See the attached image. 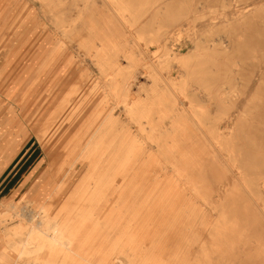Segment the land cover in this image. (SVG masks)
I'll return each mask as SVG.
<instances>
[{
    "label": "rangeland",
    "instance_id": "rangeland-1",
    "mask_svg": "<svg viewBox=\"0 0 264 264\" xmlns=\"http://www.w3.org/2000/svg\"><path fill=\"white\" fill-rule=\"evenodd\" d=\"M65 1L54 8L59 18L52 21L43 13L41 0H0V264L34 263L33 255L18 258L10 246L22 240L26 225L37 228L47 215L70 240L57 250L59 257L68 252V258L54 264H264V212L257 208H264V194L260 199L253 190L258 179L255 173L264 175V119L257 115L264 87L256 92L264 85L260 61L264 57V0H176L172 14L162 19L158 15L164 11L152 7L156 0H138L133 7L125 4L135 15L133 26L126 27L131 29V43L124 40L126 33L117 32V37L125 46L122 51L133 53L134 88L141 86L137 90L140 103L151 102L146 97L151 88L172 86L171 80L188 70L187 84L173 89L177 99L191 111L184 94L187 90L198 96L194 119L206 133L211 124L232 123L234 127L227 136L234 147L231 158L223 151L225 161L218 163L209 154L204 165L198 159L195 163L186 160L184 151L157 146L169 144L170 126L175 123L174 114L166 108L152 116L151 125L159 129L152 133L140 103L116 105L113 98L109 100L111 67L120 69L114 87L122 84L132 68L122 65L121 53L118 59L108 60L102 45L97 54L96 50L87 53L79 44L87 38L81 25L87 14L93 12L95 29L111 27L108 8L116 10L111 0L106 6L95 0L96 5L80 12L81 2L75 7ZM60 19L76 23V31L62 34ZM113 24L121 30V22ZM93 35L100 36L94 30L89 37ZM62 40L73 49L70 55L57 51ZM164 40L166 51L158 48ZM195 41L202 62L196 68L191 67L196 58L185 67L165 62L168 54H189ZM56 52V65L63 60L62 71L47 85L45 63ZM71 75L70 83L59 92L60 79ZM78 82L85 87L66 108L63 100ZM93 86H99V93L86 106L88 100H84L82 111L67 128ZM224 87L233 91L236 108L230 102L220 104L216 94ZM164 89L169 95V88ZM103 102V115L107 116L108 107L113 114L102 134L108 133L116 119L118 125L103 147L96 137L85 150L74 137ZM54 113L44 131L47 115ZM133 119L141 122L143 130ZM67 133L74 137L68 138ZM115 157L117 162L112 163ZM11 178L17 182L16 195L2 201L1 187ZM30 190L32 198L27 201L23 196ZM50 260L40 258L35 263L51 264Z\"/></svg>",
    "mask_w": 264,
    "mask_h": 264
},
{
    "label": "bare ground",
    "instance_id": "bare-ground-1",
    "mask_svg": "<svg viewBox=\"0 0 264 264\" xmlns=\"http://www.w3.org/2000/svg\"><path fill=\"white\" fill-rule=\"evenodd\" d=\"M78 1L81 2V5H80L81 8H80L79 12L81 11V9L88 11L90 6L96 5L94 3L95 0H70L68 3L73 4L76 7V6H79V4L77 3ZM137 1L138 0H111V4L115 6L116 10L114 8L113 9L108 8V10H109L108 11V17L111 18L113 23L117 20L119 22H121V25H122L121 30L116 28L115 24H113V23H112L111 27L108 24V26L99 27V28L95 29L94 28L95 23H93V21H94L93 12L90 14H87V15H89V17L83 21V24H81L82 26H84L83 29H85L87 31L86 32V34H87L86 40L84 38L83 39L84 42L79 44V46H81L84 51H87V53L88 52L91 53V52L96 50V52L98 54L99 51L101 50V45H102V47H105L106 51L108 52V53H105L106 55H108V57H107L108 60H110L109 58H111L112 56H114V58L118 59V56H120L119 54L121 53L122 65L124 63L127 66V68H129V69L132 68L131 70H129V73L127 76H123L122 84H120L118 87H114L113 83H114V80L116 78H118L117 76L120 74V69H117L114 66L111 67V70L114 73L112 75L109 74L108 75L109 77L107 78V80L109 82V86L107 88V90H108L107 95L109 96V100H111L113 98L116 101L115 102V103H117L116 105H122V104L127 105L128 102L129 103L130 102L140 103V101H141L140 99H138V97L140 95H139V92H137V90H139V88H141V86H139L137 89L134 88L136 78L134 77L135 74L133 73V70L135 67V64L133 62L134 61L133 60L134 59L133 53L127 54L126 52H123L122 47L124 48L125 46L121 45L122 40L120 41L121 38L117 37V32L118 33L122 32V34L126 33L124 35V37H127V39H124V40L127 42V44L131 43V34L129 32V30H131V29H129L130 27H128V29H126V27H127V25L133 26L132 21H134L135 15L132 12H130L132 9H130V11H129V7L131 5L136 4ZM107 2H109V1L108 0H100L99 3L106 6L108 4ZM127 2H129L130 6L125 5ZM168 2H171L170 7L168 6ZM222 2L226 3L225 0H223ZM65 3H66L65 0H41V5L44 8L43 13L45 14V16L48 19H50L52 21H54L53 19L59 18V16L54 13V8H56L57 6L62 7ZM172 4H174V5H172ZM131 7H133V6H131ZM152 7H156V11L157 10H163L164 12L158 16H160L161 19L163 17L166 18L172 14L173 8L176 7V0H156V2L154 3V5ZM195 10H198V8H196ZM58 12H59V10H58ZM215 18H217V17L215 16ZM56 22L57 21H55V23ZM61 23H62V25L60 26V28L63 27V29L61 30L62 34L68 35L69 33L76 31V27H75L76 23L74 24L73 21L68 23L67 21L61 20ZM106 23H109V22H106ZM123 23H128V24H123ZM43 25H44V22H43ZM93 30H94V33H96L97 35L100 34V36L99 35L98 36L93 35L90 38L89 36ZM101 31H102V33H101ZM110 31H113V32L110 33ZM109 34H111L112 37L109 38V36H108ZM96 39H98L99 42H96ZM165 43L166 42L164 40L163 44L158 46L159 50L166 51L168 49V46ZM97 44H98V46H97ZM71 49L69 46L66 45V42H64L62 40L60 45L58 46L57 51L59 52V51L64 50L65 54L70 55ZM120 51H122V52H120ZM58 52L52 53L50 55V57L46 60V63H45V70L46 71L45 72H47V73H45V74L47 75L46 76L47 77V85L54 79L57 72L62 71L61 67L63 64V60H60V63H58V65H56L58 58L56 59L55 57H57ZM67 55H66V59L68 58ZM193 58H196V59H195V62L191 64V67L196 68L198 65H200V63H202L201 59L199 58L197 41H195L194 50L191 51L189 54L184 55V56H180V57H177L176 55L171 57V55L168 54V55H166L165 62L166 63H172V64H173V62H176V63L184 66L183 64H188L191 61V59H193ZM263 59H264V57H262L260 59L261 63H264ZM187 74H188V70H183L179 77L171 80L172 86H164L166 88L168 87L170 90L169 95L172 97V99L170 98V100H169V95L165 91L164 87L157 88V89L154 88V90H153V88H151L152 91L149 93H146V97L149 98L151 100V102L146 103V106H143L140 103V107L144 108L143 112L149 116V117L145 116L147 118L146 122L149 126V130L152 133L155 130H159L158 127L154 126L156 124L151 125V120L153 118L152 116L154 114H158L157 116H159L163 111H165V108H166L169 112L174 114L175 123L170 126L171 134H170V136L168 135L169 144L166 145L165 144L166 142L165 143L159 142V144L157 146H159V147L160 146H162V147L171 146L173 149H175V151H184V153H186V154H183V155H185L186 160H188V161L191 160V163H195V161L198 159V163L204 165L205 157H206V155H209V154H211L214 157V159L218 161V163H222L225 161L224 160L225 155L223 154V151L228 153L227 156L229 158H231L229 156V152L233 151L234 147H233V145H230L231 142L229 140H227V136L232 134L234 127H232L230 125L232 123H227L225 125L223 124L224 126H220V124L219 125L211 124L208 126L209 130L207 133L203 131V127L197 123L198 120L196 121V119H194V117H196V118L198 117L197 112L194 109L196 106H198L197 104L199 103V101L196 102L198 96L193 94V93L190 94L191 92L190 91L188 92L187 90H186V93L184 94L185 97L188 99V102L190 105L189 107L193 108L191 110L192 111L191 112V111H188V109L186 108L183 101L177 99V97H176L177 95L173 91V89H175L177 85H179V87H180L181 84H185V85L187 84V82H186V79H187L186 75ZM261 78H263V75H261ZM71 80H72V75L67 76L64 79L63 78L60 79L58 91L59 92L62 91L66 87V85L68 83H70ZM193 83L196 84L197 82L194 80ZM84 85L78 82L77 84H75L71 88V90L68 92V95L65 96V98L63 100V103L66 104V106H67L66 108H69L73 103L76 102L77 98L80 96L83 88L85 87ZM98 87L99 86H93L86 93L85 98L83 99L81 105L76 109V111L73 112V117L70 119V123H69V126H67V128L70 127V125H71L72 121L75 119V116L77 115V113L82 111V109H83L82 104H83L84 100L85 99L88 100L87 103L85 104V106H86L89 103V101L91 100V98L96 93H99L100 88L98 89ZM261 87H264V85L259 86V88H257V91H256L257 93L260 91ZM228 89L229 90H227V88L224 87L221 91H219L216 94V96L219 98L220 104H225V103L227 104L228 102H230V104L233 105L232 108H234V107L236 108V101L237 100L232 99V96H234L233 91L230 90V87ZM134 90H135V92H133ZM127 95H133V96L130 100L124 99V97H126ZM254 95H252L249 98V101H251V99L253 97H255ZM154 97H155V100H154ZM211 98L213 99V96L210 97V100H211ZM50 99H51V97H50ZM104 105H105L104 102L98 103L96 112L94 114H92L91 116H89V118H87L85 120L82 127L80 128L79 133L77 134V137H74L73 135H71V133H67V137L68 138L74 137L75 140L77 141V145L81 146L83 144L82 148L85 150H88L90 148L91 139L98 137L97 142H99L101 144V146L103 147L105 145V141H107V139L111 135V129H114L118 125V119H116L111 123V125H110L111 129L108 130V133L102 134L104 132V130H106V128H107L106 120L108 121L109 118H111V116L113 114L112 109L108 107V110H107L108 113H107V116L105 117L103 115ZM209 106H211V105H209ZM216 106H217V104H216ZM50 108H51V103H50V101H48V103L45 106L47 113H49ZM123 112H127L126 107L123 108ZM189 112H191V115H189L190 114ZM257 113H258L257 114L258 117L264 119V98L262 99L261 104L257 105ZM54 116H55V113L47 115V119L45 120L44 125H43V127H45L44 131L46 130V128L50 124V122L53 120ZM133 120L138 123V128L143 130L141 122L137 121V119H133ZM159 128H161V127H159ZM193 129H196L198 132H195V133L192 132ZM259 131H260V129H259ZM261 132L264 134V128H262ZM208 138L212 139V141ZM116 140H117L116 137L113 138L110 141L109 145H112L113 142H115ZM209 147L212 148L211 151H207V148H209ZM132 148H133V146H131L127 150V153L131 152ZM187 155L191 159H189L187 157ZM126 158H127V156H126ZM126 158L123 159L124 160L123 162L126 161ZM111 161H112V163L117 162V157H115ZM83 162H86V159H84ZM109 162H110V160H108V158H106V164ZM175 163H177L176 160H175ZM116 172L117 171H115V173ZM254 177H256L258 179L254 183L255 188H253V190H255L257 192L258 196L261 199V196H262L261 194H264V175L259 176L258 173H255ZM100 191H99V193H100ZM100 194H102V193H100ZM104 208L105 207L103 206L101 208V211ZM257 208H258L259 212H264V208H259L258 206H257ZM97 210L98 209H96V212H97ZM99 210H100V207H99ZM88 213L90 214L89 211H88ZM97 217H99V216H97ZM83 226H85V225L83 224ZM26 227H27V232L22 237V240L19 242H17V240L12 242L11 246H10L16 252L18 258H21L22 255H33L34 263L32 262L31 264H36L35 260L40 259V258H44L47 260H50L49 257L53 258L49 262L51 264L58 262L60 260V258H62L61 259L62 262L68 258V252H64L62 256L59 254L61 256V257H59L57 250L60 247L68 245L70 240H66L60 234L58 226L55 223V220L50 215H47L40 222V224L37 228L34 226H31V225H26ZM14 243L16 244V246H14ZM44 256H48V257L45 258Z\"/></svg>",
    "mask_w": 264,
    "mask_h": 264
},
{
    "label": "crops",
    "instance_id": "crops-1",
    "mask_svg": "<svg viewBox=\"0 0 264 264\" xmlns=\"http://www.w3.org/2000/svg\"><path fill=\"white\" fill-rule=\"evenodd\" d=\"M3 152V151H2ZM1 152V153H2ZM0 153V154H1ZM13 178H11L8 182L4 183L1 187V190L4 191L3 193V197H2V201H6L7 199L15 196L16 194L14 192H16V185H17V182L16 180L14 179V182L12 181ZM38 191V190H37ZM37 191H34V192H37ZM1 192V191H0ZM31 192H33V190H30L27 194H25V196H23L24 199H26L27 201L30 200L32 198V195ZM15 194V195H14ZM1 201V200H0Z\"/></svg>",
    "mask_w": 264,
    "mask_h": 264
}]
</instances>
